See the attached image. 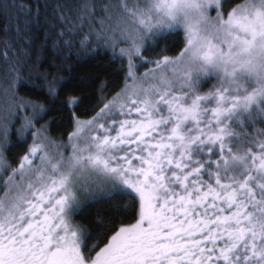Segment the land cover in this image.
I'll use <instances>...</instances> for the list:
<instances>
[{
	"label": "snow or ice",
	"instance_id": "1",
	"mask_svg": "<svg viewBox=\"0 0 264 264\" xmlns=\"http://www.w3.org/2000/svg\"><path fill=\"white\" fill-rule=\"evenodd\" d=\"M0 16V264H264V0H0ZM100 54L122 86L82 119L93 98L73 93L97 81L71 74Z\"/></svg>",
	"mask_w": 264,
	"mask_h": 264
},
{
	"label": "trees",
	"instance_id": "2",
	"mask_svg": "<svg viewBox=\"0 0 264 264\" xmlns=\"http://www.w3.org/2000/svg\"><path fill=\"white\" fill-rule=\"evenodd\" d=\"M18 2L23 3L25 5H31L33 8V11L35 10L37 0H18ZM6 21L2 16H0V40H3L4 34L3 29L6 26ZM12 28L15 27V24L11 25ZM33 39L35 40V48L38 50L41 47L50 48L51 43H45L44 40V34L42 32L40 33H33ZM3 51L2 45H0V52ZM42 56L44 59H47L49 62L52 61L51 54L49 52H43ZM56 63H59L56 61ZM45 68L48 71H53V69L48 68L47 65H45ZM120 65L119 63H113L111 54H100L96 55L93 58H89L85 63L77 64L75 66V70L71 74V76L77 77V78H95L96 84L93 88V90L89 93H73L80 98L85 97H92L93 99H86L85 104L83 107H81L77 114L81 116L82 119L89 118V110L91 109L92 105L95 103L94 97L98 94V89L100 87L101 83H107L110 88L118 90L117 86H122V73L119 72ZM141 72L145 71V69H140ZM65 77H69V74L67 72L62 73ZM71 92V89L69 90ZM112 93L110 92L109 95ZM67 113H64L63 115L56 114L54 116L49 117V120H56L58 123L51 125V134L53 137H59L62 133L65 135L68 131H70V127L68 126L67 122ZM62 121V122H61ZM47 121H44L46 123ZM103 205H95L91 211L93 213H96L98 211L103 210Z\"/></svg>",
	"mask_w": 264,
	"mask_h": 264
}]
</instances>
